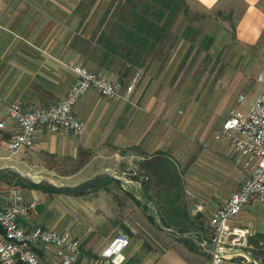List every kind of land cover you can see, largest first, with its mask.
I'll list each match as a JSON object with an SVG mask.
<instances>
[{"label":"crops","instance_id":"crops-1","mask_svg":"<svg viewBox=\"0 0 264 264\" xmlns=\"http://www.w3.org/2000/svg\"><path fill=\"white\" fill-rule=\"evenodd\" d=\"M127 1L0 0V122L5 123V129L0 130V201L11 187H19L27 201L37 202L23 223L41 225L77 240L80 254L76 263L88 257L102 264L100 254L115 236L106 230L128 226L126 215L118 221L117 204L111 201L110 193L98 190L72 196L46 193L21 183L74 188L105 175L118 180L125 191L141 201L145 196L141 186L127 185L121 177L109 173L80 176H85L91 165H102L119 149L127 153L135 150L144 157L166 153L183 181L188 213L203 228L192 240L205 254L174 244L160 254L147 252L139 257L138 264H211L212 254L202 241L212 236V212L248 175L242 158L225 139L216 140L213 134L221 130L231 109L236 116H245L264 88V0H184L187 15H206L203 23L191 27L193 31L200 28L194 47L184 36L189 21L181 9L141 69L133 103L107 99L91 90L74 107L83 123L79 135L41 128L31 148L13 155L5 149L16 132L15 124L7 118L11 107L31 110L64 98L74 79L68 62L121 82L139 71L120 62L102 66L93 56L91 38L105 13ZM205 36L211 43L200 53L222 54L216 67H210L214 70L220 66L222 71L209 78L211 87L200 94L198 88L187 93L185 88H177L175 75L189 49H199ZM191 80L187 79L183 87L194 86ZM239 96L244 98L240 103ZM83 155L89 159L83 168L67 176L71 181L78 178L71 184L51 183L64 177L41 164L47 157L77 161ZM145 211L152 212L149 207ZM230 226L246 229L248 236L264 234V204L249 203ZM141 246L137 242L126 249V262ZM45 249L46 254L39 253L42 258L56 259L54 249ZM243 251L236 249L222 264H245L243 259H235L245 257ZM251 257L248 264H258Z\"/></svg>","mask_w":264,"mask_h":264},{"label":"built area","instance_id":"built-area-1","mask_svg":"<svg viewBox=\"0 0 264 264\" xmlns=\"http://www.w3.org/2000/svg\"><path fill=\"white\" fill-rule=\"evenodd\" d=\"M66 66L74 79L64 98L31 110L19 105H13L9 110L7 118L16 126V132L5 144L9 155L31 148L41 128L51 133L79 135L83 123L75 115L74 107L80 99L93 90L107 99L130 103L140 78V72L135 71L126 82H121L74 62H68ZM243 99L239 96L237 102ZM4 129L5 123L0 122V130ZM213 138L225 139L232 151L242 158L248 171L236 190L212 212V236L205 242L221 250L214 251L202 243L212 254L211 264H222L236 249L247 247L248 231L230 226V222L249 203L264 204V88L245 116L238 117L231 109ZM36 207L37 202L27 201L17 186L11 187L5 199L0 201V264H75L80 254L77 240L41 225L27 226L22 222ZM129 245V237L117 233L100 254L103 264H124ZM47 247L54 249L56 259L39 255L40 252L46 254Z\"/></svg>","mask_w":264,"mask_h":264},{"label":"trees","instance_id":"trees-1","mask_svg":"<svg viewBox=\"0 0 264 264\" xmlns=\"http://www.w3.org/2000/svg\"><path fill=\"white\" fill-rule=\"evenodd\" d=\"M183 9L187 16L184 0H128L127 4L115 5L109 8L105 17L100 22L95 34L91 38L93 56L102 66H111L120 62L135 68H143L155 52L157 45L169 28L172 20ZM196 32H192L194 35ZM190 30L184 36L188 39ZM203 41H211L205 36ZM73 161L71 158H64ZM143 169L147 171L148 178L140 183L145 196L137 201L118 180L101 175L74 188H56L42 183L22 182L31 189L41 190L46 193H65L72 196H81L89 192L106 190L110 184L120 186L134 203L147 210L142 204L151 203L160 215L162 224L177 232H203V228L191 218L184 200V185L174 163L166 153H156L144 157ZM137 181L138 178L134 177ZM153 188L154 192L149 193ZM152 213V212H151ZM153 215V213H152ZM154 221V215L151 217ZM158 229L159 226L156 225ZM190 239V238H189ZM188 237H176L179 242H184L194 251L195 245L189 243ZM207 242L209 239H205ZM256 260L264 264V234L254 233L247 236V248ZM136 256L124 264H138Z\"/></svg>","mask_w":264,"mask_h":264},{"label":"rangeland","instance_id":"rangeland-1","mask_svg":"<svg viewBox=\"0 0 264 264\" xmlns=\"http://www.w3.org/2000/svg\"><path fill=\"white\" fill-rule=\"evenodd\" d=\"M189 25L187 26L186 30L184 31V34L187 30H190L194 33V35L191 34V36L188 38V40L191 43V48L194 47V43L198 37V32H200V28H198L197 31H193L191 29L192 25L197 23H203L206 19V15H187L186 16ZM208 37V36H207ZM204 39V38H203ZM211 39V38H210ZM211 41H203L199 45V49L196 51H193V49H189V51L186 53L185 58L183 59L181 68L177 70L176 81L178 87L177 88H185L186 92H192L193 90L198 88V94H200L205 88L211 87L208 86L210 79L212 77H217L220 72L222 71L221 68L211 69L210 67L218 64V61L221 60V55H208V54H202L200 51L202 50H208V47L210 46ZM154 55V54H153ZM152 55V57H153ZM210 56V57H209ZM151 59V58H150ZM146 66V65H145ZM144 68V67H143ZM138 69L141 75V69ZM191 78L192 83H194V86H184L187 79ZM210 78V79H209ZM140 79V78H139ZM207 85V86H206ZM133 103V102H130ZM139 104V105H138ZM136 103L135 106H140V103ZM246 102L242 104L241 106H245ZM241 107V108H242ZM128 154V155H127ZM132 157H130V156ZM110 156V157H109ZM107 159H104L105 162H102L100 166H94L91 165V168L86 170L87 174L85 176H80L81 178H86L91 176L93 173H109L113 176L121 177L125 181H127V185H131L132 187L138 188V185L142 181H146L148 178L147 171L145 168L143 169L142 166V154L138 151H132V152H125L124 150H116L113 155H109ZM89 156L83 155V157L79 158L77 161H70L66 160L64 158H53V157H47L41 160V164L43 166H46L48 168L53 169V171L59 176L64 177L60 179H56L54 182H51L57 186L71 184L73 181L77 182L78 178L73 179L72 181L70 179H67V176L74 174L81 168H83V162L87 161ZM134 177H137L138 180L136 181ZM108 193H110V198L113 203L117 204V212H118V221L122 217H127L128 219V226H118L117 229H114L112 231L106 230L107 232H110L111 234L116 235L117 233H124L126 234L130 239V245L129 248L133 247L137 242H141L142 246L139 249V252L136 253V257H143V255L147 254V252H154V253H162L164 250L168 249L169 247H172L174 244H180L181 246L187 248L190 252H193L195 254L203 255L205 254V251L202 247L198 246L197 243L192 240L195 239L192 236H189L187 240L189 243H192L195 245V250H190L187 245L184 242H179L176 240L175 235L165 232L161 229H158L156 225L158 226L155 218L154 221L151 220L150 216L152 217L151 212H146L145 210H142L140 206L136 205L134 201L129 198V196L124 192V190L116 185V184H110L108 187ZM154 192L153 188L150 189L149 193L152 194ZM150 209V208H149ZM151 210V209H150ZM152 211V210H151ZM146 213L149 214L147 217ZM185 238V237H183ZM247 248V247H246ZM245 257L235 258L236 260H244L245 264H248L250 259L253 256L251 254H244ZM254 257V256H253ZM140 260V258H139ZM256 260V259H255ZM258 264H263L256 260ZM75 264H99L94 263V261H90V258H86L85 260L75 263ZM101 264V263H100ZM103 264V263H102Z\"/></svg>","mask_w":264,"mask_h":264},{"label":"water","instance_id":"water-1","mask_svg":"<svg viewBox=\"0 0 264 264\" xmlns=\"http://www.w3.org/2000/svg\"><path fill=\"white\" fill-rule=\"evenodd\" d=\"M51 185V184H50ZM144 205H146L147 207H149L152 212H153V215H154V218L159 226V228L165 232H168V233H171L177 237H189V236H196V235H200V232L196 231V232H190V233H179L177 232L176 230H173V229H169V228H166L162 222H161V218H160V215L158 214L157 212V209L151 204V203H145V202H142ZM202 243H206L204 240L202 241ZM212 250L216 251V250H221V249H216L215 247L211 246L210 244L206 243ZM245 253H247L248 255H251L249 252H246V251H243Z\"/></svg>","mask_w":264,"mask_h":264}]
</instances>
